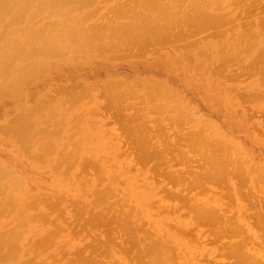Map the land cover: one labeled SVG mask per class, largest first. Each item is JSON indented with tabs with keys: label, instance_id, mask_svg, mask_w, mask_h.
Returning <instances> with one entry per match:
<instances>
[{
	"label": "bare ground",
	"instance_id": "1",
	"mask_svg": "<svg viewBox=\"0 0 264 264\" xmlns=\"http://www.w3.org/2000/svg\"><path fill=\"white\" fill-rule=\"evenodd\" d=\"M98 100L120 174L97 157L114 134ZM248 104L264 108V0H0V264H264V166L217 132L222 105ZM129 167L158 185H117ZM161 193L159 224L135 221Z\"/></svg>",
	"mask_w": 264,
	"mask_h": 264
},
{
	"label": "rangeland",
	"instance_id": "2",
	"mask_svg": "<svg viewBox=\"0 0 264 264\" xmlns=\"http://www.w3.org/2000/svg\"><path fill=\"white\" fill-rule=\"evenodd\" d=\"M62 80H64V79H62ZM66 81H68V80H64L62 82H54L47 92L48 93L49 92L54 93L58 87H63L65 85L69 84ZM239 85H240L239 86L240 90H234L231 92V96L233 99L237 98V100H238V98L241 97V95L244 93L245 85H246V81H245L244 77L240 78ZM25 91H26V89H23L19 92V94H16V97L14 99H17L18 103H22V102L26 101L22 97V95ZM93 93L97 94L98 90L96 89ZM28 98H29V96H28ZM7 101H9V100H7ZM101 103L102 102L98 100L95 104L91 105L92 110L96 112L93 115V119H95L97 122H100L101 129L106 130V131L111 130V131H113L114 134H112L111 137L106 139L105 145L100 144L98 142L99 135H97V134L92 135L94 140L100 144V147L97 151V157H98V159H102L105 164L110 163L111 173L120 174L121 170H122V165L124 163H126V160L121 157L120 153H118V146L120 145L121 142H123V140L118 135L119 130L113 127L112 122L110 120V115H108L107 117H102L99 113H97L98 110H96V108H98L101 105ZM262 104L260 107H252L251 105L248 104L247 108L251 110L250 114L246 110V107H244V106L236 107L237 108L236 111H235V108L228 109L226 105L221 106V108L224 111V116L230 124H229V126H227L226 132L224 134H223V130H220V129L219 130L217 129V132H218V134H221L225 137H228L232 140H235V141L241 143L238 147H232V149H244L249 154H251V153L256 154V155L252 156L251 160L247 163V165L249 167H252L254 165L264 166V108H263ZM233 115H237L239 119L240 118L243 119V123L245 124V127H243V128L247 129L249 132L251 131L253 139H250L247 136V134L244 132V130H242V131L239 129L236 130V128L234 127V123L232 121ZM250 115L252 116V118H250ZM5 150H6L5 153L0 152V161L5 165L10 166V162L8 160V150L7 149H5ZM179 166H182V165H179ZM124 177L127 180L116 182V184L121 185L122 182L129 181V182H133L137 186H140V185L146 183L151 188H152V186L158 185V179H156V178H150L149 179V177L147 179H144L143 176L140 175L135 170L134 167H129L127 169V171L124 173ZM35 178H37V177H35ZM42 192L47 193V190H43ZM159 196H161V197H159ZM116 197L124 198L125 195L120 194V195H116ZM160 198H162V200L164 202H161ZM144 199L147 201V206H144L143 208H141V210H139V212H137L133 216V219L135 221H143V220L148 221L147 217L153 216V220L151 221L150 224L152 227H155L159 224L158 223L159 219L157 217H155V213H157L159 211L161 212L162 207L167 202V197H165V196L163 197L162 193L159 194L158 196H154V198L148 196L147 194H144L142 196L141 200L139 201V203H143ZM111 201H113V198ZM140 206H142V205H140ZM145 215L147 217H145ZM181 220L182 219H180V218H172L168 221V223L181 226L182 225L180 223ZM150 224H148V225L150 226ZM37 230L38 229L34 226L33 231L36 232ZM176 243H177V245H179L180 242L176 241ZM188 253H189L190 259H192V260H200V259L204 258L201 256L200 252H198V251H191ZM211 257H213V256H211ZM205 258H207L208 261H210V262L214 261L213 258H210V257H205Z\"/></svg>",
	"mask_w": 264,
	"mask_h": 264
}]
</instances>
